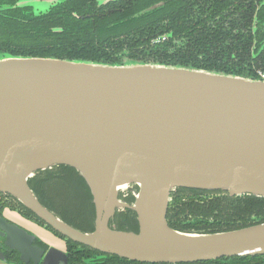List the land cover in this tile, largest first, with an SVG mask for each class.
Masks as SVG:
<instances>
[{
  "label": "water",
  "instance_id": "obj_1",
  "mask_svg": "<svg viewBox=\"0 0 264 264\" xmlns=\"http://www.w3.org/2000/svg\"><path fill=\"white\" fill-rule=\"evenodd\" d=\"M55 165L73 169L88 190L91 232L61 221L29 188ZM179 188L264 198V80L158 63L0 55V193L68 240L129 261L264 255V222L219 233L170 228V193ZM128 193L132 203L120 198ZM120 210L135 213L136 233L111 226ZM9 220L0 218L4 247L22 263L38 262L33 237ZM32 227L49 246L42 264H67L65 243ZM0 261L8 264L1 253Z\"/></svg>",
  "mask_w": 264,
  "mask_h": 264
},
{
  "label": "trees",
  "instance_id": "obj_2",
  "mask_svg": "<svg viewBox=\"0 0 264 264\" xmlns=\"http://www.w3.org/2000/svg\"><path fill=\"white\" fill-rule=\"evenodd\" d=\"M243 2L245 0H119L97 7L93 0H62L54 7L55 13L27 19V33L23 37L27 38V53L0 51V55L103 64L128 61L158 63L263 80L255 72L253 77L246 76L225 70L223 65L216 63V57L226 54L222 49L225 41L231 40L227 49H232V52L236 49L233 46L235 40L241 41L244 48L251 42L250 35H234L232 24L228 29H219L224 21L231 19L234 11L242 14L248 22L253 9L242 11ZM15 25L18 28L19 22L16 21ZM163 35L169 36L163 47H150L152 39ZM185 40L192 44L189 45L190 50L177 49ZM171 48H174L172 53ZM160 59L170 61L162 62ZM260 61V66L255 69L264 71V50ZM66 172L74 174V181L68 176L54 177L48 171H39L28 181L29 188L39 202L52 211L49 205H92L91 196L77 173L69 167ZM120 198L127 203L133 201L130 193L125 197L120 194ZM259 201H264V198L250 195L230 197L222 191L179 188L170 193L166 221L170 228L181 232L219 233L241 229L264 222V205H258ZM110 224L117 230L138 231L136 215L131 210L116 212ZM68 243L69 264L81 262L97 253ZM108 258V264L130 262L117 256L109 255ZM191 264H264V255Z\"/></svg>",
  "mask_w": 264,
  "mask_h": 264
},
{
  "label": "flooded vegetation",
  "instance_id": "obj_3",
  "mask_svg": "<svg viewBox=\"0 0 264 264\" xmlns=\"http://www.w3.org/2000/svg\"><path fill=\"white\" fill-rule=\"evenodd\" d=\"M15 0H1L0 4V51H12L18 53H27V38H23L27 33V19H32L33 17L37 18L40 16H44L47 14L55 13V6L57 7L58 3L61 2H50L49 8L45 11L35 13L32 9V6L21 3L22 0H17L16 4L13 5ZM119 0H108L105 3L101 4L97 2V0H93L94 4L97 7L107 6L111 3L118 2ZM244 6L242 11L253 9L250 17L247 18L248 22L243 19L242 14H239L238 11H234L231 15V19L228 18L227 22L224 21L222 27L228 29V27L232 24V33L234 35H238L239 37L244 35H250V44L247 45V48L243 47V43L241 41H234V51L232 49H227L230 45L231 40L225 41L222 46L223 50H226L225 55H220L216 58L217 64H221L224 66L225 70L230 72H240L242 75L246 76H254L255 75L264 80V71L255 69L257 65L260 66L261 63V52L264 50V0H245L242 3ZM247 5V6H246ZM16 21L19 22L18 28H16ZM230 22V23H229ZM34 28V27H33ZM16 33H20L18 35ZM17 35V36H16ZM36 40L38 38H35ZM169 40L168 35L158 36L155 39H152L150 42V47L157 48L163 47ZM190 44L188 41H183L181 45L177 46L190 50ZM142 48V47H141ZM172 49V48H171ZM170 52H174V48ZM202 59V55H199ZM154 58V57H153ZM122 58H120L121 60ZM156 59V58H154ZM162 62H169L170 59H160ZM205 60H209L206 58ZM67 167L63 165H55L49 169L44 171H48L52 173L54 177H71L72 181H74V174L66 172ZM67 179V178H66ZM202 191V190H201ZM258 198V197H257ZM258 205H264V201L257 202ZM43 206V205H42ZM54 211L48 209L51 213H53L57 218H59L64 223L75 229H85L88 232L93 230V222L95 219V209L94 205H49ZM125 210H120L116 212H124ZM116 214V213H115ZM0 218L5 219L7 222L12 223L9 219H14L20 222L22 225L26 224V227L15 224L18 228L27 233V236H32V246L37 247L41 252L40 260L35 262V260L31 256H27V263H22L20 260V254L15 250L6 249L4 247V240L0 238V253L4 257V259L9 264H42L45 254L47 253L49 246L34 235V233L30 230L32 225H36L39 227L46 228L50 231L54 237L58 240L65 243V246L68 247L72 242L68 240L66 237L60 235L56 231H54L50 226H47L42 220L36 217L31 211L26 209L20 202H18L14 197L8 194L0 193ZM115 218V215H114ZM113 218V220H114ZM111 221V223L113 222ZM120 223L124 228L127 229V226L124 225L123 220H120ZM14 224V223H13ZM92 229V230H91ZM91 230V231H90ZM2 232V230H1ZM74 243V242H72ZM77 246H83L77 243H74ZM86 247V246H84ZM88 248V247H87ZM91 249V248H89ZM95 251V250H93ZM67 255V264L68 262V254ZM108 256L106 254H102L97 251L94 256L81 260V262H77L74 264H108ZM112 256V255H111ZM121 261V260H119ZM123 261V260H122ZM129 261V260H126ZM116 264H150V263H140L130 261L127 262H116ZM163 264V263H159Z\"/></svg>",
  "mask_w": 264,
  "mask_h": 264
},
{
  "label": "rangeland",
  "instance_id": "obj_4",
  "mask_svg": "<svg viewBox=\"0 0 264 264\" xmlns=\"http://www.w3.org/2000/svg\"><path fill=\"white\" fill-rule=\"evenodd\" d=\"M106 1L108 0H97V2L101 4L105 3ZM21 3L32 6V9L35 13L45 11L51 5V3L48 2L47 0H22ZM0 264H4V263L0 261Z\"/></svg>",
  "mask_w": 264,
  "mask_h": 264
},
{
  "label": "crops",
  "instance_id": "obj_5",
  "mask_svg": "<svg viewBox=\"0 0 264 264\" xmlns=\"http://www.w3.org/2000/svg\"><path fill=\"white\" fill-rule=\"evenodd\" d=\"M15 219H16V218H15ZM23 226L27 228V225H26V224H23ZM30 230H31L32 232L36 233L35 229H34L32 226L30 227Z\"/></svg>",
  "mask_w": 264,
  "mask_h": 264
}]
</instances>
